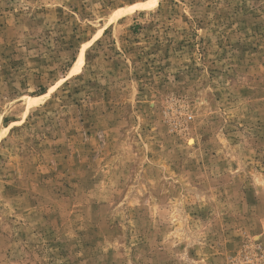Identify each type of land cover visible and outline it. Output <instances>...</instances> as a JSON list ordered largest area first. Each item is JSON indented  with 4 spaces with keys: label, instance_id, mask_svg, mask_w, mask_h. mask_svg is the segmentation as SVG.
Here are the masks:
<instances>
[{
    "label": "rangeland",
    "instance_id": "obj_1",
    "mask_svg": "<svg viewBox=\"0 0 264 264\" xmlns=\"http://www.w3.org/2000/svg\"><path fill=\"white\" fill-rule=\"evenodd\" d=\"M0 264H264V0H0Z\"/></svg>",
    "mask_w": 264,
    "mask_h": 264
},
{
    "label": "bare ground",
    "instance_id": "obj_2",
    "mask_svg": "<svg viewBox=\"0 0 264 264\" xmlns=\"http://www.w3.org/2000/svg\"><path fill=\"white\" fill-rule=\"evenodd\" d=\"M147 5V3H137V4H134L131 8H139V9H142V8H144L145 6ZM80 59H81V52H80V54H79V56H78V60L80 61ZM38 98H34V97H30V96H27V100L28 101H32V102H34V101H36Z\"/></svg>",
    "mask_w": 264,
    "mask_h": 264
}]
</instances>
